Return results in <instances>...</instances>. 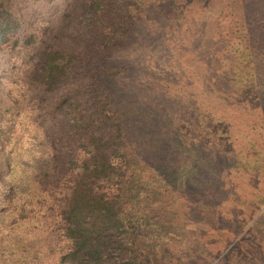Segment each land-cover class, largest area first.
<instances>
[{"label": "trees", "instance_id": "trees-1", "mask_svg": "<svg viewBox=\"0 0 264 264\" xmlns=\"http://www.w3.org/2000/svg\"><path fill=\"white\" fill-rule=\"evenodd\" d=\"M181 2L213 10L209 47L194 55L211 72L201 69L202 89L256 105L264 130V0ZM142 3L0 0V264H143L128 201L141 186L131 119L111 57L123 15L140 16Z\"/></svg>", "mask_w": 264, "mask_h": 264}, {"label": "rangeland", "instance_id": "rangeland-1", "mask_svg": "<svg viewBox=\"0 0 264 264\" xmlns=\"http://www.w3.org/2000/svg\"><path fill=\"white\" fill-rule=\"evenodd\" d=\"M141 8L140 16L123 15L125 43L111 52L116 104L131 119L127 133L141 185L128 198L137 257L143 264H264L258 109L223 104L202 89L206 63L194 57L209 47L213 10L181 0H143ZM216 16L222 20L224 10ZM222 144L224 152L214 148Z\"/></svg>", "mask_w": 264, "mask_h": 264}]
</instances>
